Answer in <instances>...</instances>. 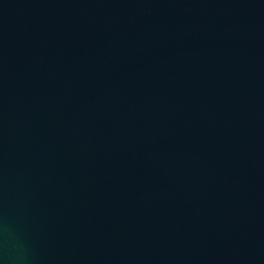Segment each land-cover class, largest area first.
Wrapping results in <instances>:
<instances>
[{
    "label": "water",
    "instance_id": "1",
    "mask_svg": "<svg viewBox=\"0 0 264 264\" xmlns=\"http://www.w3.org/2000/svg\"><path fill=\"white\" fill-rule=\"evenodd\" d=\"M0 264H264V0H0Z\"/></svg>",
    "mask_w": 264,
    "mask_h": 264
}]
</instances>
